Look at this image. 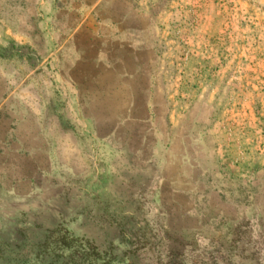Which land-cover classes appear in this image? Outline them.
<instances>
[{
    "label": "crops",
    "instance_id": "1",
    "mask_svg": "<svg viewBox=\"0 0 264 264\" xmlns=\"http://www.w3.org/2000/svg\"><path fill=\"white\" fill-rule=\"evenodd\" d=\"M168 6L167 0H36V18H28L34 28L27 37L16 34L25 42L0 40V85L20 83L14 64L27 62L30 73L51 74L46 126L52 120L54 135L45 151L53 178L70 175L73 158L84 166L90 158L92 170L105 158H123L125 169L136 159L150 173L138 179L135 172V180H183L177 193L184 212L204 216L197 213L202 194L203 210L213 218L206 226L218 238H231L244 228L238 224L241 208L259 203L250 196L263 183L246 192L245 180H264V165H246L244 150L238 159L230 156L228 131L235 124L223 113L226 84L217 92L188 88L178 52L169 54L166 46L173 31L165 18L172 14ZM11 91L0 96V220L8 216L6 203L22 200V185L34 187L38 161L35 147L18 137L23 124L7 107L16 101Z\"/></svg>",
    "mask_w": 264,
    "mask_h": 264
},
{
    "label": "rangeland",
    "instance_id": "2",
    "mask_svg": "<svg viewBox=\"0 0 264 264\" xmlns=\"http://www.w3.org/2000/svg\"><path fill=\"white\" fill-rule=\"evenodd\" d=\"M35 2L0 0L1 41L25 42L16 34L27 37L34 28L28 18H36ZM167 2L165 10L172 14L165 18L173 31L166 46L169 54L172 48L178 52L188 88L195 94L207 88L217 92L226 84L223 113L235 124L228 131L233 140L230 156L238 159L239 150H244L246 165L263 166L264 0ZM23 46L27 52V42ZM26 63L14 64L20 83L14 90L0 85V96L12 90L16 101L7 107L23 124L18 137L27 138L37 150L36 180L33 188L21 186V201L5 204L8 216L0 220V264H264V180H245L246 192L253 183H263L261 192L255 189L250 196L259 198V203L246 202L241 208L238 224L244 228L231 238H218L206 226L213 218L209 209L203 210L202 194L198 196L202 210L197 213L204 216L187 215L177 193L183 180H135V172L138 179L150 173L136 159L125 169L123 158H105L98 164L104 167L92 170L90 158L85 166L73 158L70 175L53 178L45 151L54 135L52 120L50 128L46 126L51 100L46 83L51 74L30 73ZM12 72L11 84L16 76ZM3 80L0 72V84ZM58 157L61 160L62 154ZM190 230L200 232V238ZM204 236L213 240L211 244Z\"/></svg>",
    "mask_w": 264,
    "mask_h": 264
}]
</instances>
